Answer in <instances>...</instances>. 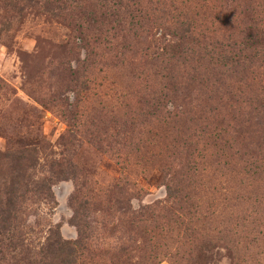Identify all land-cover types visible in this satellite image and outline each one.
<instances>
[{
  "label": "rangeland",
  "instance_id": "obj_1",
  "mask_svg": "<svg viewBox=\"0 0 264 264\" xmlns=\"http://www.w3.org/2000/svg\"><path fill=\"white\" fill-rule=\"evenodd\" d=\"M61 1L0 0V150H32L27 181L53 182L21 203L20 248L49 227L78 239L79 204L78 264H264V0H138L120 26L111 1ZM184 11L199 40H181L174 92Z\"/></svg>",
  "mask_w": 264,
  "mask_h": 264
},
{
  "label": "trees",
  "instance_id": "obj_2",
  "mask_svg": "<svg viewBox=\"0 0 264 264\" xmlns=\"http://www.w3.org/2000/svg\"><path fill=\"white\" fill-rule=\"evenodd\" d=\"M35 1V0H32ZM111 1V9L115 12L114 14L119 16L117 20V25L120 26L123 23V12H128L130 7L138 4V0H105ZM60 2V3H59ZM61 2L58 0H44L43 7L47 12H50L55 15H62L63 9L67 8L64 5H61ZM106 8L108 7L107 4ZM137 5V6H138ZM191 14L187 12L179 13L176 17L177 20V34L178 41H174L172 45L169 44L170 49L168 55V62L166 61V75L164 79L172 84L171 90L176 92L179 87L174 90L173 87L178 83V77L174 74L175 70L171 69L174 67L172 63L176 57L182 56L185 50L180 47L182 45L181 40L188 38L191 40L198 41V34L196 33V27L193 23V20L190 16ZM141 17V15H134V17ZM227 28V26H225ZM252 31L247 35L245 33L246 43H250V40L254 39V42L251 41L252 45L257 46L259 40H255L254 34L252 36ZM176 36V33H175ZM214 40L215 35L210 36ZM113 38V37H111ZM252 38V39H251ZM106 44H110L109 39H104ZM213 42V41H212ZM250 43V45H251ZM167 54V51L164 55ZM228 58L227 55H225ZM184 63V62H182ZM229 63V62H227ZM170 69V70H169ZM194 73L200 75V73L193 70ZM204 85L205 83L202 82ZM161 98L163 101L156 102L157 111L160 117L170 116V111L167 109V101L165 98L169 97L168 93H161ZM170 103V102H169ZM175 128L177 131H181V127H184L187 124L183 118L175 114ZM178 123H182L179 125ZM202 137L210 138L205 134L210 135V131L207 126L201 129ZM212 138L218 139V134H212ZM36 163V157L32 150H0V261L4 260L5 255L23 253L24 261L19 257V262L15 264H78L79 258L81 257L82 250L85 249L83 240L86 238L85 229L86 225L84 224L81 212V205L76 204L73 210L72 222L78 227V239L75 241L63 240L58 233V226L49 227L46 231V236L44 241L39 247L34 250L33 248H26L25 250L20 248L22 244V233L20 231V212H21V203L25 200L27 194H31L38 199H48L52 197L51 177H38L37 179H32L31 182H28V169L34 167ZM31 183L32 188H27V184ZM169 193L172 192V188L168 187ZM75 200V197L74 199ZM180 201H183L182 198H179ZM76 201V200H75ZM12 256V255H10Z\"/></svg>",
  "mask_w": 264,
  "mask_h": 264
}]
</instances>
